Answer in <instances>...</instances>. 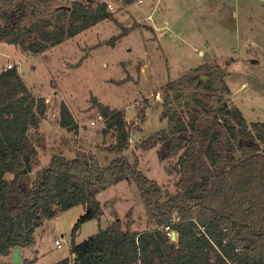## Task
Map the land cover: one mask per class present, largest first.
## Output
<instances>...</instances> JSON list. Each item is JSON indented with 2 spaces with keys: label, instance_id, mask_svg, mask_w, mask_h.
Segmentation results:
<instances>
[{
  "label": "trees",
  "instance_id": "trees-1",
  "mask_svg": "<svg viewBox=\"0 0 264 264\" xmlns=\"http://www.w3.org/2000/svg\"><path fill=\"white\" fill-rule=\"evenodd\" d=\"M106 19H115L107 0H0V42L39 55ZM226 75L219 62H206L167 83L161 113L167 125L137 144L142 150L159 146L162 159L176 158L179 177L171 193L124 153L134 127L125 111L95 95L91 107L105 122L103 134L112 131L114 159L102 165L85 150L74 157L53 153L33 174L46 144L40 126L47 99L33 93L17 66L1 69L0 256L32 246L37 227L84 204L72 227L71 255L54 264H264V121L247 120L229 97ZM59 123L79 129L65 100ZM129 178L151 227L132 230L129 211L77 243L82 224L105 213L98 194Z\"/></svg>",
  "mask_w": 264,
  "mask_h": 264
},
{
  "label": "rangeland",
  "instance_id": "rangeland-1",
  "mask_svg": "<svg viewBox=\"0 0 264 264\" xmlns=\"http://www.w3.org/2000/svg\"><path fill=\"white\" fill-rule=\"evenodd\" d=\"M107 1L115 19L103 20L39 55L0 42V71L14 62L33 93L47 99V116L40 126L46 144L33 174L53 153L74 157L85 150L102 165L114 159L116 154L108 149L114 141L112 131L103 134L105 122L91 107L95 95L122 108L133 124L131 144L124 152L129 160H138L140 170L174 193L179 177L173 170L176 158L162 159L159 146L142 150L137 144L167 125L161 117L167 83L206 62L222 65L229 97L247 120L264 121V0H142L131 5ZM63 100L79 123L77 132L59 123ZM98 199L105 213L82 224L77 243L117 218L126 219L129 211L134 218L132 230L151 227L134 178L101 191ZM71 213L62 211L36 228L35 243L28 251L35 258L30 264H54L70 255L77 221ZM56 239L62 240L61 247ZM0 264L12 262L0 256Z\"/></svg>",
  "mask_w": 264,
  "mask_h": 264
},
{
  "label": "crops",
  "instance_id": "crops-1",
  "mask_svg": "<svg viewBox=\"0 0 264 264\" xmlns=\"http://www.w3.org/2000/svg\"><path fill=\"white\" fill-rule=\"evenodd\" d=\"M2 44V43H1ZM6 65H4L2 67V69L5 67ZM71 210V214L73 216V220H77L80 215H82L85 210H86V206L84 204H79V205H76L68 210H65V211H69L70 212ZM59 214V213H58ZM58 214L56 215L57 218H58ZM94 220V219H93ZM91 221V220H90ZM76 222V221H75ZM32 246H29V247H21V254L23 256V261L21 263L24 262V260L28 261L26 262V264H30L34 261V257L33 256H30V254L28 253L29 249L31 248ZM70 255H71V251H70ZM69 255V256H70ZM7 258H9V260H11L12 264H13V260H12V257H11V254L9 256H6Z\"/></svg>",
  "mask_w": 264,
  "mask_h": 264
},
{
  "label": "built area",
  "instance_id": "built-area-1",
  "mask_svg": "<svg viewBox=\"0 0 264 264\" xmlns=\"http://www.w3.org/2000/svg\"><path fill=\"white\" fill-rule=\"evenodd\" d=\"M138 2L141 3L142 0H139ZM2 46H4L3 43H2ZM15 66H16L15 63L11 61V62H8V63H7V65L4 67V69L12 68V67H15ZM99 118L102 119V116L99 115ZM93 123H95V122L93 121ZM166 231H167L168 235L171 237V239L174 240V234H176V233L173 232V231H171V229H170L169 226L166 227ZM55 242H56V245H57L58 247H61V246H62V240H61V239H56Z\"/></svg>",
  "mask_w": 264,
  "mask_h": 264
},
{
  "label": "water",
  "instance_id": "water-1",
  "mask_svg": "<svg viewBox=\"0 0 264 264\" xmlns=\"http://www.w3.org/2000/svg\"><path fill=\"white\" fill-rule=\"evenodd\" d=\"M174 239H176V234H174ZM13 264H20L23 261V256L21 254V246H17L11 254Z\"/></svg>",
  "mask_w": 264,
  "mask_h": 264
}]
</instances>
